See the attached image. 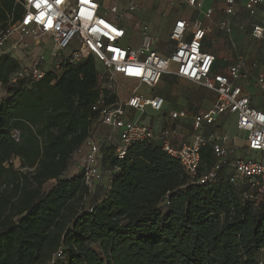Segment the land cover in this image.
<instances>
[{"label":"trees","instance_id":"trees-1","mask_svg":"<svg viewBox=\"0 0 264 264\" xmlns=\"http://www.w3.org/2000/svg\"><path fill=\"white\" fill-rule=\"evenodd\" d=\"M21 14L0 0V32ZM19 71L0 56V264H264V195L231 183L228 160L199 183L218 163L210 144L193 177L159 143L120 159L105 142L101 168L112 176L90 193L76 152L101 127L93 107L117 96L93 58L11 83Z\"/></svg>","mask_w":264,"mask_h":264},{"label":"built area","instance_id":"built-area-1","mask_svg":"<svg viewBox=\"0 0 264 264\" xmlns=\"http://www.w3.org/2000/svg\"><path fill=\"white\" fill-rule=\"evenodd\" d=\"M203 1L182 0L199 13L203 11ZM238 3L239 0L224 1L226 19L220 23L219 31L229 37L235 29L233 20ZM16 4L22 9L21 17L14 22L11 19L8 28L0 32V56L9 54L20 64V71L11 83L22 78L39 81L48 72L60 76L68 64L88 58L101 67L98 70L102 89L117 96V75L136 82L127 101L117 96L112 104H107L102 96L93 107V111L99 112V123L109 132L102 140L89 139L76 152L84 160V183L90 193L102 182V144L109 142L117 147L120 159L133 145L159 143L193 177L201 167L202 148L210 144L218 163L199 183L215 181L221 163L228 160L231 183L247 181L260 197L264 195V64L238 54L225 74L215 73L216 57L206 51L211 28L199 21L176 20L170 33L173 51L162 55L155 48L150 27L138 22L134 28L118 6L110 9L109 13L115 15L112 19L108 12L102 13V5L96 0H16ZM244 9L250 37L254 42L264 41V0H246ZM138 11L140 6L131 1L125 12L133 16ZM261 11L263 16L259 19ZM214 14V8L204 12L208 20ZM237 28L246 29L243 25ZM134 31L139 35L138 47L131 46ZM169 75L211 91L215 101L209 110L172 111L158 129L154 124H145L142 118L148 109L156 113L163 111L166 99L156 95L155 90ZM251 80L262 94L261 109L253 106L251 96L244 89L245 82ZM227 116L236 117L237 129L247 134L245 149L247 153L257 154L256 157H233L234 149L228 144L230 137L221 128V121ZM189 118L193 128L191 139L176 143L173 127L177 121ZM19 137L20 133L14 132L16 141Z\"/></svg>","mask_w":264,"mask_h":264},{"label":"crops","instance_id":"crops-1","mask_svg":"<svg viewBox=\"0 0 264 264\" xmlns=\"http://www.w3.org/2000/svg\"><path fill=\"white\" fill-rule=\"evenodd\" d=\"M96 1L100 4L102 2V0H96ZM115 1H120V0H115ZM128 1L129 2H127V5L124 6V11H126V8L131 1H135L140 6V11H138L135 15H133V17H135L136 19L133 21L129 20V23L134 25L133 26L134 28L138 22L141 24H147L148 26H150L151 34L154 32L156 33L158 31V26L161 23L160 11H162V10L164 11V9H166V7H168V13H169L168 17H170L168 19V24L170 27L169 28L170 33H171V30H172L176 20H179V19L199 21L202 24H204V26L210 27L211 32L208 34V36L206 38V51L210 52L208 50V45L210 42H212L211 44L217 46L220 50V52L212 53L216 57L215 73L225 74L227 72L228 66H230L231 64H233L235 62L237 55H238V52H239L238 48L241 47L240 44H242L241 42L247 38L252 40V38L249 35V30L247 28L248 27L247 26L248 25V18H247V14L245 12V9H244L246 0H239V3L236 7L237 16L233 20V26L235 27V29H234V32L232 33V35L230 37L227 36L226 34H224L223 32L219 31L220 23L226 19V16L223 13L225 0H212L209 5H207L206 0H204L203 1L204 2L203 11L200 13L193 10L186 3L182 2V0H128ZM114 6H117V5H114ZM177 6H181L182 8L177 7ZM118 8H119V6H118ZM177 8H178V10H176ZM209 8H214V10H215V14L211 20H208L204 15V12L206 10H208ZM119 11H120V8H119ZM102 13H106V11H104L102 9ZM262 16H263V11L260 12L259 19ZM237 25H241V26L243 25L246 27V29L244 31H241L237 28ZM170 33H169V40H170ZM135 34H136V32L134 31L133 35H135ZM152 36H153V34H152ZM137 39H139V37H137ZM211 39H213L215 41H210ZM253 46L262 47V46H264V41L257 42L256 45H253ZM155 48L162 55H168L173 51V46H172L171 50H169V52L162 51L161 48H163V46L161 47V46H158L157 44L155 45ZM258 61L260 62L259 59H258ZM117 77H119V76L117 75ZM131 82H133L136 85V82H134V81H131ZM251 82L252 81L245 82V84L243 85L244 89L251 96L253 106L261 109L262 108V105H261L262 99L259 103H257L255 100V97L250 93L249 87H251V85H252ZM254 85H255V83H254ZM209 92L206 93L205 98L207 100L206 101L207 105L210 106V108H211L214 104V101H215V94L212 92H210V93ZM259 93L261 94L260 90H259ZM161 96H163L167 101L166 96H164V95H161ZM198 100L200 101L201 97ZM203 103H202V105H203ZM210 108L204 109V110H209ZM179 110H187L188 112H190V110L186 106L180 107L178 109V111ZM193 112H190V113H193ZM231 119L233 120V127L229 131L228 130V123L230 122ZM184 121L185 122L181 123L180 127L175 126V128L177 129V132H178V133L176 132V135L174 137L176 143L189 141L191 139L190 131H186V129H185V127L187 126L188 120H184ZM236 121L237 120H236L235 116H227V117L223 118V120L221 121V125H222L221 128L230 137V140L234 138V140H233L234 145L231 146V148H233L234 150H236V149L241 150V149H244L246 147L247 134L244 132H241L237 129ZM164 122H165V120L161 121L160 125L163 126ZM154 124L156 126V123H154ZM156 128H158V127H156ZM106 132L108 133L109 130L107 129ZM178 134H180V135H178ZM181 134H182V136H181ZM238 155H237V153H234L233 157H241Z\"/></svg>","mask_w":264,"mask_h":264},{"label":"rangeland","instance_id":"rangeland-1","mask_svg":"<svg viewBox=\"0 0 264 264\" xmlns=\"http://www.w3.org/2000/svg\"><path fill=\"white\" fill-rule=\"evenodd\" d=\"M211 1L212 0H206V4L209 5ZM127 2H129V1L128 0H120V1L102 0L101 5H102L103 10L108 12V16L110 18L113 19L115 17L114 14L109 13L110 9L112 8V6L117 5L120 8V13L123 14L128 20L133 21L136 18L131 16L130 13H127L124 11V6L127 5ZM177 7L182 8L181 6H177ZM176 10H178V8ZM160 14H161L160 15L161 23L158 26V31L156 33L155 32L152 33L153 34V40H154L155 45L157 44L158 46H161V47L163 46V48H161L162 51L169 52V50H171V48L173 46V43L169 40V33H170L169 28L170 27L168 24V19L170 17H168V14H169L168 13V7H166V9H164V11L163 10L160 11ZM138 36H139L138 33H136L134 35V38H133L134 40H132V42H131L132 47H138L139 46V39H137ZM127 41H128V39L126 40V42ZM210 41H215V40L211 39ZM211 43L212 42H210L208 45V50L211 53L220 52L219 48L215 45H212ZM241 43H242V44H240L241 47L238 48V50H239L238 54L246 55V58H248L250 61H258V59H259L260 64L263 66V64H264V46H262V47L253 46V45H256L257 42H254L249 38L243 40ZM98 69L101 70V67L98 66ZM251 81H252L251 82L252 85L250 84L251 87H249L250 93L255 97L256 102L259 103L262 99V94L259 93L258 88L254 85V81L253 80H251ZM115 83L117 85V96H118V98L122 101H127L129 99V97L131 96L136 85L131 81H127L126 79L122 78L121 76H119L115 79ZM208 92H209L208 90L198 86L197 84H195L191 81L185 80L183 78H179L176 75L166 76L165 79L160 84V86L158 88H156V90H155L156 95L166 96V98H167L166 102L167 103H166L165 107L161 113H156V112H153L152 110L148 109L147 115L145 117L143 116V118H142L143 122L145 124L156 123V127L159 128V127H161V125H160L161 121L168 120L170 113L172 111H177L182 106H186L190 110V112H193V111L196 112V111L208 109V108H210V106L207 105V103H206L207 100L205 98L206 93H208ZM5 93H6L5 90L2 88L0 90V99L3 96V94H5ZM200 97H201V100L199 101L198 99ZM202 103H203V105H202ZM187 120H188V122H187V126L185 127V129H186V131H190V136L192 137V135H193L192 119L189 118ZM184 122L185 121L180 120V121H177L175 125L180 127L181 123H184ZM232 127H233V120L231 119L230 122L228 123V130L230 131L232 129ZM173 129L177 132V129H175L174 127H173ZM106 130L107 129L105 127H102V126L98 127L97 134L94 136L95 139L102 140L104 135L107 133ZM178 135H180V134H178ZM181 136H182V134H181ZM233 140H234V138L231 139L230 142L228 143L230 147L234 145ZM234 153H237V155L239 154L238 156H241V157L246 156V155L249 157H256L257 156V154L247 153L245 148L241 149V150L236 149V150H234ZM75 159H79V156L76 155ZM19 165H20V163L17 161L16 166L18 167ZM105 166L107 168V165H105ZM74 172L75 171L73 170L71 174H74ZM111 176L112 175L109 172L105 171V173L103 174L102 182L99 185H102L103 186L102 188H106V186L108 185V183L111 179Z\"/></svg>","mask_w":264,"mask_h":264}]
</instances>
